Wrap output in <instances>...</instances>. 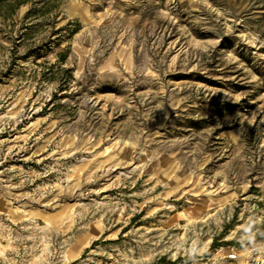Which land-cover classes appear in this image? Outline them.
<instances>
[{
	"label": "rangeland",
	"instance_id": "374dc122",
	"mask_svg": "<svg viewBox=\"0 0 264 264\" xmlns=\"http://www.w3.org/2000/svg\"><path fill=\"white\" fill-rule=\"evenodd\" d=\"M0 264H264V0L2 9Z\"/></svg>",
	"mask_w": 264,
	"mask_h": 264
},
{
	"label": "trees",
	"instance_id": "16d2710c",
	"mask_svg": "<svg viewBox=\"0 0 264 264\" xmlns=\"http://www.w3.org/2000/svg\"><path fill=\"white\" fill-rule=\"evenodd\" d=\"M26 2L27 0H0V11L2 9H8L12 11Z\"/></svg>",
	"mask_w": 264,
	"mask_h": 264
},
{
	"label": "built area",
	"instance_id": "2783aa9c",
	"mask_svg": "<svg viewBox=\"0 0 264 264\" xmlns=\"http://www.w3.org/2000/svg\"><path fill=\"white\" fill-rule=\"evenodd\" d=\"M228 257H229L230 259H234V258H235V254H230Z\"/></svg>",
	"mask_w": 264,
	"mask_h": 264
},
{
	"label": "bare ground",
	"instance_id": "6f19581e",
	"mask_svg": "<svg viewBox=\"0 0 264 264\" xmlns=\"http://www.w3.org/2000/svg\"><path fill=\"white\" fill-rule=\"evenodd\" d=\"M242 254H245V251H243ZM240 260H241V259H240Z\"/></svg>",
	"mask_w": 264,
	"mask_h": 264
}]
</instances>
